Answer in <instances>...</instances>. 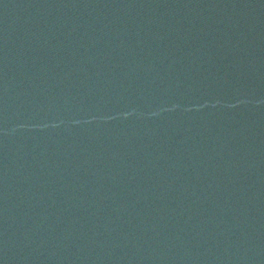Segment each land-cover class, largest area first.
<instances>
[{"label": "water", "instance_id": "water-1", "mask_svg": "<svg viewBox=\"0 0 264 264\" xmlns=\"http://www.w3.org/2000/svg\"><path fill=\"white\" fill-rule=\"evenodd\" d=\"M0 264H264V0H0Z\"/></svg>", "mask_w": 264, "mask_h": 264}]
</instances>
